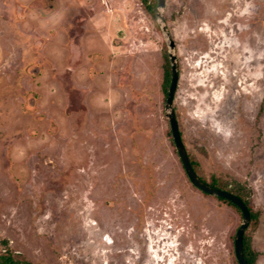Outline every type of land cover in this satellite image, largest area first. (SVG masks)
Here are the masks:
<instances>
[{
	"label": "rangeland",
	"instance_id": "obj_1",
	"mask_svg": "<svg viewBox=\"0 0 264 264\" xmlns=\"http://www.w3.org/2000/svg\"><path fill=\"white\" fill-rule=\"evenodd\" d=\"M157 6L0 0V257L238 264L241 210L195 187L175 148ZM162 11L188 154L206 181L244 186V236L264 264V0Z\"/></svg>",
	"mask_w": 264,
	"mask_h": 264
},
{
	"label": "water",
	"instance_id": "obj_2",
	"mask_svg": "<svg viewBox=\"0 0 264 264\" xmlns=\"http://www.w3.org/2000/svg\"><path fill=\"white\" fill-rule=\"evenodd\" d=\"M166 3V0H158V6H157V17L161 23L162 30L167 34L169 39V59L171 63V81L170 86L168 89V93L166 96V102H165V109H166V117L169 121L171 133L173 136L175 148L177 150V153L179 155V158L182 162V165L184 167V170L190 180V182L197 187L199 190L218 197L225 198L235 204L242 213V222L240 226L237 229L234 245H235V256L238 261V264H248L247 260L244 256V249H243V240H244V233L250 223L251 215L248 208V205L244 202L242 198H240L238 195L229 192L227 190L214 187L204 181L195 171V169L192 166L188 151L186 149V146L184 144L180 128H179V122L176 116V112L174 109V99L175 94L177 91L178 83H179V77H180V66L177 60V55L175 53V41L169 37V31L168 27L163 24L164 17H163V11Z\"/></svg>",
	"mask_w": 264,
	"mask_h": 264
},
{
	"label": "trees",
	"instance_id": "obj_3",
	"mask_svg": "<svg viewBox=\"0 0 264 264\" xmlns=\"http://www.w3.org/2000/svg\"><path fill=\"white\" fill-rule=\"evenodd\" d=\"M141 1L143 2V4L145 6H147L146 7L147 9L154 10V7H149V5L152 3V0H141ZM154 5H155V3H154ZM166 66H167V68H166V78H167V84H168L171 81L170 62H169V58L168 57H167V65ZM166 89H167V87H166ZM165 91H166V94H167L168 93V90H165ZM190 160H191V163H192L193 168L195 169V167H194L195 162L191 158H190ZM195 171H196V169H195ZM202 179L204 181H206L204 178H202ZM206 182L209 183L210 185L214 186V187H218V188L227 190L229 192H232V193L238 195L248 205L251 218H254V213L251 210V207L249 206L248 199H246L244 197V194L241 193V190L244 187L241 183L236 182V181L226 182V183H219V181H217L216 179H212L211 182H208V181H206ZM234 183H237V186L236 187H233L234 186ZM220 199L225 200L226 202H228L229 204H231L233 206H236L232 202H230L229 200H227L225 198H221L220 197ZM243 249H244V256H245V258L247 260V263L248 264H255V256L256 255H255L254 251H252L251 247L249 246V243H248V241H247V239H246L245 236H244V240H243ZM0 264H26V263H23L22 261H20V260H18L16 258H12V257L6 256V255H3V256L0 257Z\"/></svg>",
	"mask_w": 264,
	"mask_h": 264
},
{
	"label": "flooded vegetation",
	"instance_id": "obj_4",
	"mask_svg": "<svg viewBox=\"0 0 264 264\" xmlns=\"http://www.w3.org/2000/svg\"><path fill=\"white\" fill-rule=\"evenodd\" d=\"M86 9V8H85ZM85 9H84V11H85ZM82 18H85V16H82Z\"/></svg>",
	"mask_w": 264,
	"mask_h": 264
}]
</instances>
